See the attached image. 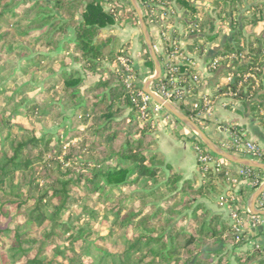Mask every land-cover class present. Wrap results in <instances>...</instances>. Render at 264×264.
Here are the masks:
<instances>
[{
    "label": "trees",
    "instance_id": "1",
    "mask_svg": "<svg viewBox=\"0 0 264 264\" xmlns=\"http://www.w3.org/2000/svg\"><path fill=\"white\" fill-rule=\"evenodd\" d=\"M143 1L136 0L141 7ZM192 1L175 3L195 13ZM240 4L229 0V14L239 15ZM199 19L190 14L199 26L195 42L214 43L217 35L200 38ZM240 20L212 56L226 59L211 74L213 83L200 79L189 59L169 62L154 49L161 73L149 88L176 92L173 108L218 149L249 160L220 139L227 131L238 140L242 128L197 119L194 108L207 90L214 105L230 93L264 131V0ZM259 24L260 36L244 32ZM126 25L138 30L142 62L129 86L118 58L129 55L130 42L115 51L105 36ZM173 39L163 42V54ZM171 67L174 74L167 73ZM153 73L129 0H0V264H264L259 242L247 248L248 234L202 203L231 194L233 180L256 190L264 171L216 156L175 118L183 130L166 127L190 144L201 180L173 170L157 148L155 104H148L149 120L139 114L140 82ZM228 75V86L214 94ZM159 115L170 116L163 109ZM198 153L211 162H197ZM255 160L264 165V156ZM236 195L228 205L243 215L246 193L240 187ZM113 238L117 253L98 247Z\"/></svg>",
    "mask_w": 264,
    "mask_h": 264
},
{
    "label": "built area",
    "instance_id": "2",
    "mask_svg": "<svg viewBox=\"0 0 264 264\" xmlns=\"http://www.w3.org/2000/svg\"><path fill=\"white\" fill-rule=\"evenodd\" d=\"M175 1L176 0H144L143 4H141L142 7L139 6L138 4V8L140 10L141 15L142 16L145 15L147 17V21L150 25V35L149 36H152V38L156 42L158 46L157 51L159 52V54L163 55L164 58L168 60L169 62L173 61L175 56L177 55L179 56L177 57L178 60L187 58L191 61L190 63L191 66L193 68H196L195 62L193 61L192 57H190L186 53L185 46H183L181 43L192 39V37H194L193 35L194 32L198 30L199 26L198 24L195 23L196 21H187L185 24V28L182 27L179 21L183 18L184 15L187 14V11H184L183 9L180 10L177 7ZM169 19L172 22H169L168 21ZM172 36H174V39L169 45V49L171 50L169 51V53L163 54V42L164 41L169 42ZM203 44L206 45L207 43H203ZM199 49H201V46H198V49L195 48V50H199ZM180 50L184 52L183 54L185 56H183V54L180 55L179 53ZM221 60H223V58L221 57L210 58L205 66L206 73L208 75L213 74V72L219 68ZM118 66L126 74L125 83H127L128 86L131 85L133 81L135 82V77L132 74L135 67L133 65L131 58L129 57V55H127V53H124L123 55L119 56ZM176 71H177L176 67H171L167 71V73L174 74ZM199 78L202 79L205 77L200 73ZM230 80H231V75H228L225 81L230 82ZM176 82H177V79L172 77L171 83L175 84ZM145 83H146V80L144 78L140 82L142 90L140 91V93H138V97L140 101L139 114L142 118L149 120V118L146 116V111L148 109V104L152 102V100L143 91V87ZM222 86L224 85L222 83H219V85L214 90L215 91L214 94L217 92L218 88ZM150 92L153 93L159 100L169 105H170L169 101L172 95L177 94L176 92L174 93V91L167 92L164 90H161V92H159L158 94L152 92L151 90ZM199 96L201 98L200 102L197 104H194L195 109L200 108V111L196 115V118L216 121L215 112H214V103L212 102L213 93L207 90L206 92H204V94H201ZM220 98L229 101V104L232 102L230 93L223 94L220 96ZM161 109L162 108L160 106H157L156 104L152 108V112L154 115L151 121L152 127L153 126L155 127V125H157L159 121L162 124H171V125L174 122V117L171 115L166 116V117H160L159 114L161 112ZM155 118H156V121H155ZM176 128L177 130H179V128L181 127L177 124ZM226 141H227V144H225L224 146L225 149L231 148L237 152H240L241 154L249 156L250 159L247 161L257 162V160L255 159L263 156L259 147L253 141L247 139L244 133L241 134V137L238 140H234L232 136L228 135V138L226 139ZM197 156H198L197 162L201 164L206 163V162H211L208 156H200L199 153ZM245 182H248V181L246 180ZM237 183L238 182L235 180L232 181V184L234 185ZM263 183H264V179H263V182L259 185V187H261ZM256 190L252 192H255ZM237 193L238 191H232V193L229 195L222 194L218 198V203L220 205H228V198L230 199V201L233 202V200L237 196L236 195ZM240 210H243V212L246 211L245 213L249 214V211L246 210V208L243 207L242 205L240 206ZM254 211L256 213L264 211V195L261 194L255 201ZM230 217L232 221L235 222L234 225L236 226V228L239 230L237 223L240 222L242 215H239L236 212L235 207H231ZM250 220L256 222L257 225L264 228V216L252 215L250 217ZM252 246H253V243H252Z\"/></svg>",
    "mask_w": 264,
    "mask_h": 264
},
{
    "label": "crops",
    "instance_id": "3",
    "mask_svg": "<svg viewBox=\"0 0 264 264\" xmlns=\"http://www.w3.org/2000/svg\"><path fill=\"white\" fill-rule=\"evenodd\" d=\"M128 41L130 42V49L128 50L129 57L131 58L135 69H140L142 67V62L141 45L138 41V35L134 38L131 37ZM181 44L183 46L185 45L186 53L192 57L197 70L205 78H209V81L213 83L214 78L206 73L205 66L213 54L219 50L220 46L216 43H207L202 46L198 45L201 46V49L195 50V44L192 45L190 42H182ZM156 76L157 75L154 69L153 75L145 77V80L147 82L152 78H156ZM218 81L216 83H219ZM217 100L218 101L214 105L216 123L221 126H228L231 123H234L236 126L242 128L243 132L246 134V138L253 141L259 147L264 156V131L257 125L252 116H250V114L247 113L244 107L239 103H230L232 105L230 106L229 101L225 99L219 97ZM173 125H175V127L177 126V124L174 123ZM180 129L183 130L182 127L179 128V130ZM169 130L170 126L168 128L166 127V124H162L160 121L157 123L156 134L157 148L159 152L163 155L165 162L170 165L173 170L179 172L184 179L192 180L197 178L200 182L201 178L197 175L196 158L191 152L190 144L185 141H178L174 139L170 136ZM227 138V131L220 133V139L226 140ZM240 187L246 193L243 198L244 204L242 206L249 211V214H243L240 222L237 223V226L241 232H246L248 234L247 236L249 238V242L247 244V248L252 246V243L259 242L261 250L264 253V228L257 225L256 222L250 220V217L255 215L254 206L253 210L250 208V199L254 192L248 189V182L245 181H240L235 184L232 191H238ZM202 203L208 210H210L211 213L220 215L222 220L228 222L229 224H235L230 217L231 207L229 205H220L219 203L207 200H202Z\"/></svg>",
    "mask_w": 264,
    "mask_h": 264
},
{
    "label": "rangeland",
    "instance_id": "4",
    "mask_svg": "<svg viewBox=\"0 0 264 264\" xmlns=\"http://www.w3.org/2000/svg\"><path fill=\"white\" fill-rule=\"evenodd\" d=\"M226 1V2H224ZM193 0L192 4L195 7V13H191L188 11L186 15L183 16V18L179 21L183 28H185V24L187 21H190V14L199 16L200 24L203 26V34L200 36H204V38H207L211 35H217L214 43L220 46L219 50L221 49L222 42L227 39L228 33H229V27H231V23L238 20L241 22L240 18L250 16L252 13L254 7L261 6V2L263 0H241V4L238 5V13L232 12V14H229V0ZM136 2V0H135ZM137 3V2H136ZM192 5V6H193ZM199 14V15H198ZM169 22H172L170 19ZM235 24V23H234ZM212 26V29H209ZM235 26V25H234ZM263 25L259 24L252 30L247 29L244 31L246 34L247 32H253L256 35L260 36L263 33ZM138 35V30L136 28L131 27L130 25H126L124 28L114 27L110 30L106 31L105 36L109 37L111 39L110 47L113 50H118L121 48V44L128 41L131 37H136ZM195 35V34H193ZM152 37V36H151ZM149 39L151 41V38L149 36ZM153 39V38H152ZM178 39V38H176ZM196 37H192V39L187 40L185 42H190L195 44V48L198 49V45H203V43H206L207 39L198 40L195 42ZM154 40V39H153ZM184 41V40H183ZM185 46V45H184ZM154 49H158V46L156 42L154 41ZM225 61L226 59L223 58ZM222 61V62H224ZM14 65L18 66V61L12 62ZM227 81H223L222 84L225 86H228ZM230 106H232L230 104ZM240 212H243V210H240ZM112 243H102L99 248H103L104 250H107L111 253H117L116 247H114V238L111 240ZM96 253V252H94ZM97 255V253H96Z\"/></svg>",
    "mask_w": 264,
    "mask_h": 264
},
{
    "label": "water",
    "instance_id": "5",
    "mask_svg": "<svg viewBox=\"0 0 264 264\" xmlns=\"http://www.w3.org/2000/svg\"><path fill=\"white\" fill-rule=\"evenodd\" d=\"M130 5L132 6V8L134 9L137 18H138V25L143 37V41L144 44L148 50V53L151 57V60L154 63V69L156 72V77H158L161 73L160 67H159V63L157 61L156 55H155V51L153 48V45L149 39V36L147 34V30L146 27L143 23V19H142V15L140 13V10L135 2V0H129ZM155 78H152L150 80H148L144 87H143V91L144 93L152 100V102L154 104H156L157 106H160L164 111H166L167 113H169L171 116H173L176 120H178L181 124H183L199 141H201L202 144H204L213 154H215L218 157H221L222 159L231 162V163H235L244 167H250V168H259L262 169L264 171V165L259 164L258 162H250L241 158H237L234 157L232 155L226 154L225 152L221 151L220 149H218L188 118H186L185 116H183L180 112H178L175 108H173L171 105L166 104L164 102H162L161 100H159L153 93L150 92L149 90V85L151 84L152 80ZM211 168H213L214 164L211 163L209 164ZM264 191V183L261 187H259L252 195L251 199H250V208L251 210H253V206L255 204V201L257 200V198L263 193ZM255 215H261L264 216V211L263 212H254Z\"/></svg>",
    "mask_w": 264,
    "mask_h": 264
}]
</instances>
